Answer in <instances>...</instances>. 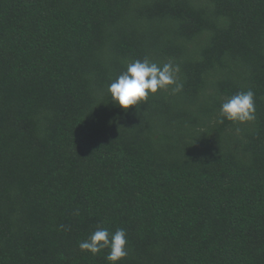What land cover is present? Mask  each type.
<instances>
[{
  "label": "trees",
  "instance_id": "trees-1",
  "mask_svg": "<svg viewBox=\"0 0 264 264\" xmlns=\"http://www.w3.org/2000/svg\"><path fill=\"white\" fill-rule=\"evenodd\" d=\"M145 57L182 89L115 106ZM98 227L119 264H264V0H0V264H108Z\"/></svg>",
  "mask_w": 264,
  "mask_h": 264
},
{
  "label": "clouds",
  "instance_id": "clouds-1",
  "mask_svg": "<svg viewBox=\"0 0 264 264\" xmlns=\"http://www.w3.org/2000/svg\"><path fill=\"white\" fill-rule=\"evenodd\" d=\"M180 67L171 60L157 63L148 57L137 59L126 64L125 69L106 86V91L115 106L124 110L138 106L149 95L159 91L179 92L182 84L177 74ZM255 93L248 89L221 101L217 114L218 122L225 120L235 124H246L256 119ZM78 214V213H77ZM127 233L118 228L110 233L107 228L98 227L86 239L79 242L78 247L92 255L108 249L105 257L108 264H119L127 257Z\"/></svg>",
  "mask_w": 264,
  "mask_h": 264
}]
</instances>
